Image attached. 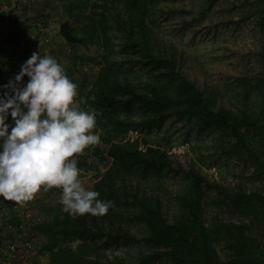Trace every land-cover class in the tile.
Masks as SVG:
<instances>
[{
	"label": "trees",
	"instance_id": "obj_1",
	"mask_svg": "<svg viewBox=\"0 0 264 264\" xmlns=\"http://www.w3.org/2000/svg\"><path fill=\"white\" fill-rule=\"evenodd\" d=\"M63 7L59 38L98 49L78 91L101 142L83 158L105 168L92 190L114 207L72 216L60 205L33 227L37 254L48 264H264V0ZM237 23L251 26L259 66L215 82L206 50L185 38Z\"/></svg>",
	"mask_w": 264,
	"mask_h": 264
},
{
	"label": "clouds",
	"instance_id": "obj_2",
	"mask_svg": "<svg viewBox=\"0 0 264 264\" xmlns=\"http://www.w3.org/2000/svg\"><path fill=\"white\" fill-rule=\"evenodd\" d=\"M3 87L11 91L0 95V197L23 204L57 188L69 215L107 214L114 202L86 187L78 167V156L101 142L97 113L82 107L63 65L33 52Z\"/></svg>",
	"mask_w": 264,
	"mask_h": 264
},
{
	"label": "rangeland",
	"instance_id": "obj_3",
	"mask_svg": "<svg viewBox=\"0 0 264 264\" xmlns=\"http://www.w3.org/2000/svg\"><path fill=\"white\" fill-rule=\"evenodd\" d=\"M55 2L57 13L54 14H57V17L54 24L56 25L55 31L57 32L60 24L69 20L64 14V7L62 6L63 3H69V0H56ZM87 15L88 12L82 16L85 17ZM71 21L72 24L75 25V22H73V20ZM200 34L201 32L196 34V37L193 38V34L191 33L185 38V41H194L196 45H200L203 50H206L208 54L205 66H207L208 75L215 82H219L226 77H233L239 74L241 70H250L252 72L253 70L251 69L259 66V57L257 55L256 44L252 38L251 26L239 23L219 25L217 29L212 31L211 35H206V33ZM214 37L218 39L216 44H214ZM35 40L36 38L33 40L34 43ZM65 52L61 55V60L59 62L66 69L67 75L75 83H81L85 77L89 78V80L93 78L98 69L96 65L98 49L96 47H77L74 51L66 49ZM76 56L78 58L82 57L84 62L83 60H78ZM74 63L77 64V66L74 65ZM196 72L199 77L202 76L198 69ZM90 148L91 147L86 149L84 154L90 152ZM174 152L183 156L187 153V150L185 147H176ZM103 169L105 168H102V170ZM93 179L92 177V179H88L84 182L86 187L89 188L91 185L93 186ZM60 197L61 196L58 194L41 191L36 195L35 199L25 204L35 210L37 220L43 222L46 219V221H49L55 212H57V208L61 205L59 203Z\"/></svg>",
	"mask_w": 264,
	"mask_h": 264
},
{
	"label": "crops",
	"instance_id": "obj_4",
	"mask_svg": "<svg viewBox=\"0 0 264 264\" xmlns=\"http://www.w3.org/2000/svg\"><path fill=\"white\" fill-rule=\"evenodd\" d=\"M55 1L18 0L15 16L11 22L9 24L0 22V63L5 57L10 58V61L0 69V93L2 95L5 91H11L10 89L6 90L3 86L8 84L9 80H14L15 76L20 72L22 64L31 57L33 52H38L40 55H53L59 62L65 50H71L70 46L59 39V28L57 32L55 31L56 25L54 21L57 17V14H54L57 13ZM6 4V0H0V21L4 16L3 9ZM67 4V2L63 3L62 6ZM34 38H36L35 43H32L31 41ZM28 80L29 77L25 76L23 84L19 86L22 87ZM8 122L10 123V117ZM87 154L89 155L90 152L78 156V167L81 169L82 180L85 182L93 177L94 183L96 174L103 172L105 169L102 170L104 167L91 156L87 159L83 158ZM96 168H98V172H96ZM89 188L93 189V186L91 185ZM26 209H30L32 215L19 222L18 225L23 226L22 230H24L25 234L34 233L36 235L33 227L41 221L37 220L35 210L23 203L17 205L16 212ZM40 257L37 253H34L29 264H48V257Z\"/></svg>",
	"mask_w": 264,
	"mask_h": 264
},
{
	"label": "built area",
	"instance_id": "obj_5",
	"mask_svg": "<svg viewBox=\"0 0 264 264\" xmlns=\"http://www.w3.org/2000/svg\"><path fill=\"white\" fill-rule=\"evenodd\" d=\"M6 1L7 4L3 9L4 16L0 21L2 24L11 22L18 4V0ZM9 61L10 58L5 57L0 63V69ZM16 207L11 205L9 200L0 197V264H29L34 253L36 254L41 248V241L34 233L25 234L22 230L23 226L18 225L32 215L31 210L16 212ZM38 256L47 257L44 254H38Z\"/></svg>",
	"mask_w": 264,
	"mask_h": 264
}]
</instances>
